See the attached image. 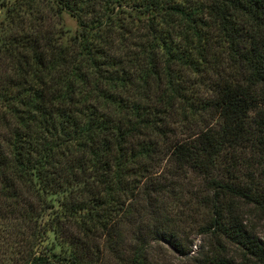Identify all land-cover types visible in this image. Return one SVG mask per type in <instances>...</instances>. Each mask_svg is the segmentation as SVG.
Instances as JSON below:
<instances>
[{"label": "trees", "instance_id": "16d2710c", "mask_svg": "<svg viewBox=\"0 0 264 264\" xmlns=\"http://www.w3.org/2000/svg\"><path fill=\"white\" fill-rule=\"evenodd\" d=\"M9 1L0 226L16 221L21 240L0 264H95L83 251L96 238L121 264H154L149 236L127 225L140 204L160 221L166 200L202 210L197 264H264L244 220L264 217V0H44L49 16ZM155 233L187 255L185 237Z\"/></svg>", "mask_w": 264, "mask_h": 264}, {"label": "rangeland", "instance_id": "374dc122", "mask_svg": "<svg viewBox=\"0 0 264 264\" xmlns=\"http://www.w3.org/2000/svg\"><path fill=\"white\" fill-rule=\"evenodd\" d=\"M12 1L13 0H10L9 3ZM1 2L2 0H0V21L5 13L4 8L1 7ZM36 9L43 11V13L48 16L50 14L49 6L44 0H36ZM53 21L54 19H51L50 17L47 23L52 24ZM61 25H64L65 28L70 30L76 28L74 19L68 14H63L62 20L60 21V26ZM250 156L249 152H247V156L245 157L248 159ZM255 169L256 167L253 166L252 170ZM245 173H247V170L245 167H242L238 176L242 177V174ZM184 182H188L191 189L198 190V182L196 183L193 181L191 175H189ZM164 203L161 212L162 217H160V221L158 222L153 221L154 219L150 213H147V217L140 219L142 217V206L141 204L138 205L136 208L137 210H135L137 213L135 212L133 215V223L127 225V228L129 231L131 230V232L133 231L134 226L142 227L144 229V233L149 236L147 239L149 245L145 246V249L154 264H197L193 259L199 255H203L204 252L208 250L210 243L209 236L200 234L197 229L198 222H201V219L204 218L202 216L199 217L202 210L197 214V208L195 210L194 208L185 207L182 204L167 200ZM143 209L145 212V207H143ZM46 219L48 218L45 217V220ZM244 220L247 227L251 229L254 235L258 238V241L264 243V217L254 215L246 210ZM192 221L195 222L193 223ZM17 226L16 221H8L2 226L3 229L0 230V261L5 260L7 262V258L9 257L14 260L16 256L15 251L18 250V245L21 240ZM2 227L0 226V228ZM72 230V228H69L66 225L60 230L58 229L59 238L67 244L69 242V233L71 234ZM150 232L153 233L150 234ZM155 232H158L161 239H163L161 237L163 233L179 239L185 237L186 239L183 241L189 248L187 255H179L175 253L165 240L152 241V235H155ZM130 233L127 234L125 232V244L123 245L122 250L127 249L129 244L131 249L132 242L129 240H131L132 235ZM84 244L85 249L83 253L84 256L87 257L85 260L95 264H121L113 254L108 252L103 238L88 239ZM121 254H123L125 258L129 256L128 251H125L124 253L122 251ZM236 262L237 264H253L252 261L244 260L242 256L237 257Z\"/></svg>", "mask_w": 264, "mask_h": 264}]
</instances>
